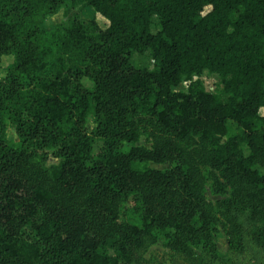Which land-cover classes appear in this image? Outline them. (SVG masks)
I'll use <instances>...</instances> for the list:
<instances>
[{
    "label": "trees",
    "instance_id": "16d2710c",
    "mask_svg": "<svg viewBox=\"0 0 264 264\" xmlns=\"http://www.w3.org/2000/svg\"><path fill=\"white\" fill-rule=\"evenodd\" d=\"M64 4L107 25L73 13L47 29ZM146 51L153 69L133 66ZM5 55L0 264H131L160 238L196 264H264V0H0ZM204 71L222 94L191 81ZM185 80L187 92L173 90ZM190 136L231 184L225 255ZM131 196L137 224L120 219Z\"/></svg>",
    "mask_w": 264,
    "mask_h": 264
},
{
    "label": "rangeland",
    "instance_id": "374dc122",
    "mask_svg": "<svg viewBox=\"0 0 264 264\" xmlns=\"http://www.w3.org/2000/svg\"><path fill=\"white\" fill-rule=\"evenodd\" d=\"M76 13L78 15L79 21L83 23H89L92 20H95L101 27L107 25L106 20L95 13L90 8H79L76 7L73 10L70 9L69 4H64L59 9L58 13L50 16L45 21V27L47 29H52L58 23L68 22V16L72 17ZM151 30L153 33L158 31V18L156 16L152 19ZM12 62V57L5 55L1 58L0 63V77L5 75V72L9 65ZM131 63L135 67H146L148 69H153V61L150 56V52L146 51L143 54L134 53L131 56ZM199 80L200 87L203 90L209 93L222 94V84L219 77L216 74L209 73L204 71L200 76H193L191 81ZM83 85L85 87L92 86V81L89 77H84ZM190 81H183L178 87L173 88L174 91L187 92L189 89ZM262 113V111H261ZM147 117H144L140 120L139 126L141 128H147L149 124L146 121ZM94 128V123L92 117H88V131ZM8 136L13 143L16 141V136L12 130L8 131ZM136 144L148 145L145 141L144 135L138 139ZM100 142L95 141L93 148L97 150ZM182 145L188 152L189 159L197 164V167L200 170L203 183V193L207 202L211 204V214L213 216V224L215 228V244L217 250L225 255L230 247L229 237H233L232 228L237 220L233 217L231 210L232 208H226L220 202L222 200H227L231 197V184L221 177L220 173L212 169L207 163V146L204 145L196 136H190L185 140ZM149 167L166 169L170 167V164H155L149 163ZM261 172H264V169L260 168ZM133 199V196L129 198V201L122 205L120 210V219L123 221H130L137 224L139 221L138 215L132 213L130 201ZM194 224L198 225L199 221L197 218L194 219ZM29 232V229H27ZM196 253V252H195ZM194 254V253H193ZM131 264H196L195 263V254L191 256H185L175 250L166 247L162 238L157 240L154 243L148 244L143 250L139 252L136 256L135 261Z\"/></svg>",
    "mask_w": 264,
    "mask_h": 264
}]
</instances>
